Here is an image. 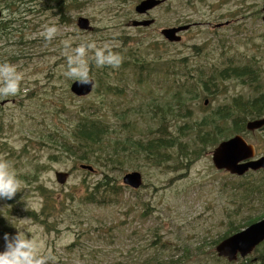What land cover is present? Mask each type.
Here are the masks:
<instances>
[{
	"label": "rangeland",
	"instance_id": "rangeland-1",
	"mask_svg": "<svg viewBox=\"0 0 264 264\" xmlns=\"http://www.w3.org/2000/svg\"><path fill=\"white\" fill-rule=\"evenodd\" d=\"M12 1L16 4L20 0ZM141 1L63 0L66 12L60 17L49 1L36 0L29 6L32 14L22 13L28 5L21 6L22 14H14L22 16L24 27L22 33L8 32V41L0 43V61H8L22 78L15 95H0V160H7L17 177L23 179H19L20 188L12 200H0V237L3 233L12 235L16 229L24 231L26 237L40 245L39 254L49 257L46 264H244L247 260L258 264L256 252L245 260L229 263L217 257L215 246L231 230H243L252 224L245 226L248 220L261 217L264 194L250 198L241 188L247 182L264 185V171H249L241 177L216 171L211 152L217 144L199 148V155L190 156V161L181 160L176 148L170 151V161L159 164L129 155L123 170L112 171L104 164L77 162L59 153L58 147L45 138L47 134L57 135L56 130L60 129L58 138L64 144L69 127L67 114L77 113L83 106L93 107L91 111L96 116L105 114L115 126L124 113V122L130 123V134H134L131 139H156L162 122L154 120L153 115L148 118L150 113L144 112L145 108L173 106L172 92L176 87L172 81L180 79L190 84L184 76L165 77L160 71L148 77L143 73L135 80L127 70L124 79L109 80L124 89L121 94L110 96L111 104L104 103L102 91L93 90L95 84L87 96L75 97L69 84L95 75L89 69H95L96 64L91 65V61L96 60L97 51L112 50L113 55H118L116 48L124 52L132 49L143 54L145 60L184 58L190 69L204 65L219 69L246 66L253 71L256 87L234 79L218 83L215 90L201 91L198 99L187 101L185 110L179 113L187 117H167L164 137L179 136L178 141L186 145L194 144L190 128L203 117L229 106L234 98L253 100L264 94V24L251 16L247 8L252 6L247 2L243 5L244 14L231 27L214 32L203 24L225 22L226 11L235 8L236 0H173L145 17H134V7ZM3 9L0 4L2 19L7 20ZM14 15L10 14V18ZM79 17L89 21L91 30L76 27ZM144 19L153 20L154 24L146 29L128 25L131 20ZM194 23L202 25L181 34L178 44L165 41L160 34L166 28ZM52 27L56 31L49 37L47 29ZM81 46L85 48V74L69 75V57H74V50ZM263 116L264 113L260 117ZM227 126H231L229 120L223 124L222 137L229 134ZM180 130L185 134L180 136ZM243 136L258 156H264V130ZM80 165H88L92 171L81 169ZM110 171L114 185L121 190L111 198L104 197L107 204L79 202ZM131 171L141 175L138 190L122 185L123 175ZM57 172L69 174L62 185L55 180ZM48 195L51 212L43 211ZM28 213H34L35 219ZM3 244L0 239V251L4 250Z\"/></svg>",
	"mask_w": 264,
	"mask_h": 264
},
{
	"label": "trees",
	"instance_id": "trees-1",
	"mask_svg": "<svg viewBox=\"0 0 264 264\" xmlns=\"http://www.w3.org/2000/svg\"><path fill=\"white\" fill-rule=\"evenodd\" d=\"M11 1L12 0H0V4L4 6L3 10L6 11L7 18V20L2 18L0 19V43H6L8 41V32L22 33V28L24 27V22H21L22 16H19L18 18V16L14 14H16V11L19 14L24 12H26V14H32L31 8L29 6L36 2V0H20L15 4L13 1ZM47 1L53 5L57 16L62 17L61 14L66 12L65 3L63 0H54V3H51L50 0H43L44 3H47ZM14 4L16 9L13 8ZM23 5L24 8L26 5H28V7L26 10L20 13L21 6ZM10 14L11 16L14 15V17L10 18ZM62 19L63 21L61 22L64 23L65 17ZM14 22L16 23L11 24ZM115 50L119 56L118 65L107 62L98 64L97 59H94L91 61V65L96 64L95 69H89V71L95 72V75L92 77L95 82V88L93 90L97 92L102 91V95H104V103L111 104V95L115 96L116 94H121L124 92V89L121 86H113L110 84L109 80L113 77H117V79H124L127 70L133 73L135 80L140 79L143 73H145V75L148 77L152 72L160 71L165 77L172 75L179 76L181 78L184 76V79L186 81H190V84L188 86L187 82L181 81L180 79L172 81L176 87L172 92V97L174 98L173 106L157 105L152 107L147 105L144 112L148 111V113H150L148 118H151L153 115L154 120L162 122L160 123L162 125V129L158 127L156 130V133L159 136L158 138H150V140L145 142L130 138L134 134H130V123L124 122V117H126L124 116V113L122 114L123 117L120 118L118 124L115 126L114 122H112V124L109 122V118L106 117L105 114L96 116L91 111L93 107L85 108L80 106L81 109L77 113L68 112L67 118L69 127L67 129V140L65 143L62 144L59 141L58 137L61 134L60 129L56 130L57 135L47 134L45 138L49 144H53L54 146L58 147L59 153H65L68 157H72L77 162L88 165L104 164L106 167L111 168L112 171H119L124 169L127 163L126 159L129 155L146 157L147 159L152 160L154 164H159L160 161H170L172 156L170 151L175 148L176 151L179 152V158L181 160L189 159L190 161V156L199 155V148L203 149L208 145L212 147L222 140H225L228 137L236 134L244 135L246 133V123L249 120L259 118L264 113L263 93L253 100L238 97L234 98L229 106L216 109L214 112H212V114L203 117L201 121L197 122L194 128H190V132H193L195 136L193 145L190 146L181 143L178 141L179 136H170V138H168V136L164 137L163 129L165 127L163 124L167 117H187L185 114H179L180 110H185L187 101L198 99L199 92H210L215 90L218 83H223L224 81L230 79L241 81V84L248 82L250 85H255L257 76L255 77V75H253V71L246 66L242 68L226 66L219 69L214 65L207 67L204 65L190 69V67H188L186 64V59L184 58H180L178 60H163L159 57H155L154 60H145L143 54H139L135 50L129 49L128 52H124L122 48H116ZM111 52L112 50H108L103 52V54L107 56L112 54ZM4 63H8V61H0V64ZM176 69H178V71ZM248 70L251 72L250 75ZM103 72L104 76H101V73ZM256 86L257 85H255V87ZM68 96L71 97L72 95L70 94ZM106 107L108 108L109 106ZM144 112L141 111V113ZM176 112H178V114ZM112 118L114 119L113 115ZM228 120L231 122V126H227L229 129V134L225 137H222L224 128L223 124ZM2 127L3 122L0 120V129ZM179 134L182 136L185 133L180 130ZM195 145H197L198 148H195ZM188 149H191V151L185 152L188 151ZM110 174L111 171L101 176V178L95 183L91 191L88 193L87 198L86 195H82L79 198V202H89L90 200L94 203L98 202L99 204H107V202L103 201V198H111L121 190L119 186L114 185L116 181ZM18 178L20 180L23 179V177ZM32 178L36 180L37 177L36 175H33ZM122 188L124 189V187ZM263 188V183L247 182L242 185L241 191L247 197L256 199L260 195L264 194ZM43 190L44 189L41 191L44 192ZM50 200L51 198L48 195L44 202L45 207L43 211H52V202L50 203ZM53 200H55V197H53ZM27 215L30 218L35 219L34 213H28ZM263 217L264 210L261 213V217L259 219L253 221L248 220L245 223V226L258 221ZM239 230L241 229L231 230L230 235L232 233L238 232ZM263 246L264 242L254 250V252L258 253V256L256 257L258 264H264V248L260 250ZM245 263L247 264L248 260L247 262L245 261Z\"/></svg>",
	"mask_w": 264,
	"mask_h": 264
},
{
	"label": "water",
	"instance_id": "water-1",
	"mask_svg": "<svg viewBox=\"0 0 264 264\" xmlns=\"http://www.w3.org/2000/svg\"><path fill=\"white\" fill-rule=\"evenodd\" d=\"M161 4L159 0H143L134 7L136 14L143 15ZM1 15V13H0ZM152 20L133 21L135 27H147ZM79 30L89 31L91 26L86 18L79 17L75 23ZM190 24L179 27L166 28L160 31L161 36L169 43H178L180 33L187 31ZM94 81L91 78L76 80L70 85V92L76 97H85L92 91ZM264 128V117L249 120L245 129L255 132ZM211 162L216 171H223L232 176L241 177L248 171L264 170V156H256L253 145L248 144L241 135H234L222 140L211 152ZM81 169L92 171L90 166H80ZM68 173H55L56 182L60 185L66 182ZM123 185L138 189L142 185V178L138 172H129L122 177ZM264 242V218L250 224L245 229L222 239L215 247L218 257L225 258L228 262L244 259L254 249Z\"/></svg>",
	"mask_w": 264,
	"mask_h": 264
},
{
	"label": "clouds",
	"instance_id": "clouds-1",
	"mask_svg": "<svg viewBox=\"0 0 264 264\" xmlns=\"http://www.w3.org/2000/svg\"><path fill=\"white\" fill-rule=\"evenodd\" d=\"M54 27L47 29L50 37L55 33ZM89 48L92 45H88ZM75 56L69 57V75L83 77L85 67L82 57L85 54L83 46L76 48ZM98 64L113 63L118 65L119 56L109 54L105 56L102 51H97ZM72 65H76L75 68ZM21 74L14 66L4 63L0 64V95H15L18 91ZM21 181L15 170L7 160H0V200H12L18 193ZM0 239L3 240V251H0V264H46L49 257L39 254L40 245L32 238L26 237L24 231H18L12 235L4 233Z\"/></svg>",
	"mask_w": 264,
	"mask_h": 264
},
{
	"label": "flooded vegetation",
	"instance_id": "flooded-vegetation-1",
	"mask_svg": "<svg viewBox=\"0 0 264 264\" xmlns=\"http://www.w3.org/2000/svg\"><path fill=\"white\" fill-rule=\"evenodd\" d=\"M159 1H161V4L158 5L157 7L153 8L152 10L160 8V7L164 6L168 1H173V0H159ZM177 1L188 3L190 1H195V0H177ZM227 1L229 2V1H235V0H227ZM246 2L248 3L249 6H252L250 9L247 8L248 11L250 12L251 16H254V18L260 19L262 21V23L264 24V0H236V3H234L235 8L233 10L226 11L225 15L228 17V19H226L225 22L217 23L215 26H211L213 24L210 21H208L203 25H205L207 28H210L214 32H216V30L222 29L224 27L225 28L231 27L232 22L244 14L243 13V11H244L243 5ZM0 12H1V18H2L3 12L1 10H0ZM148 12L142 16L135 14L136 16H134V17H137V16L145 17L148 14ZM212 12L213 11H210V13H212ZM133 21H140V20H131L128 25L131 26ZM153 24H154V21L152 24H150L147 27H150ZM190 25H191V27L187 31L180 33V37H181V34H184V33L188 32L189 30L193 29L194 27H196L197 25H202V24L194 23V24H190ZM147 27H143V28L146 29ZM177 27H179V26H177ZM133 28H141V27H133ZM181 40H182V38H181ZM178 43H180V42H178ZM178 43H171V44H178Z\"/></svg>",
	"mask_w": 264,
	"mask_h": 264
}]
</instances>
